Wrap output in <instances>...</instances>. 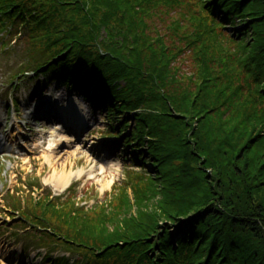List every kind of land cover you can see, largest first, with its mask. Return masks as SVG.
<instances>
[{
    "label": "trees",
    "instance_id": "16d2710c",
    "mask_svg": "<svg viewBox=\"0 0 264 264\" xmlns=\"http://www.w3.org/2000/svg\"><path fill=\"white\" fill-rule=\"evenodd\" d=\"M0 33L15 77L96 95L153 166L110 211L15 195L40 245L81 249L52 264H264V0H0Z\"/></svg>",
    "mask_w": 264,
    "mask_h": 264
},
{
    "label": "rangeland",
    "instance_id": "374dc122",
    "mask_svg": "<svg viewBox=\"0 0 264 264\" xmlns=\"http://www.w3.org/2000/svg\"><path fill=\"white\" fill-rule=\"evenodd\" d=\"M3 41L7 45L6 49L2 47ZM24 58L18 37H3L0 33V136L4 133L11 138L15 135L17 124L22 127V134L16 135L15 140L9 139L5 148L0 150V169L3 172L0 175V264H52L46 259L49 255L53 258L67 255L72 262L81 257V249L70 254L59 249L49 251L32 244L34 236L28 235H31L32 229H25L30 223L13 220L5 210L11 191L28 193L32 188L30 185L35 184L34 188H38L39 193L51 194L59 201L73 195L75 202L87 214L99 211L102 207L110 211L118 188L126 187L132 197L131 185L136 181L131 180V177L136 176L135 172L150 171L153 166L150 162L139 164L134 156V148L127 149L123 142L108 136L107 132L116 122L112 121L107 106L86 103L79 97V90H69L52 74L37 76L29 73L17 79L15 74L24 67ZM76 98L87 116L81 133L77 132L74 124L59 119V116L64 115L63 109L68 110L70 105H74ZM15 102L21 119L17 118V108L12 110ZM37 109L53 113L49 117L36 119L34 112ZM48 118L50 121H47ZM57 126L58 131L67 135L69 142L51 150V134ZM52 151L56 166L68 158V172L84 169L81 178L71 179V190L67 193L56 190L50 183L54 166L47 160V155ZM90 170L92 175L88 174ZM60 194L64 196L57 198L56 195ZM157 206L153 202L146 209L151 211V207ZM36 231L38 234L43 233Z\"/></svg>",
    "mask_w": 264,
    "mask_h": 264
},
{
    "label": "bare ground",
    "instance_id": "6f19581e",
    "mask_svg": "<svg viewBox=\"0 0 264 264\" xmlns=\"http://www.w3.org/2000/svg\"><path fill=\"white\" fill-rule=\"evenodd\" d=\"M73 102L74 105H70L68 110L67 109H63V114L64 117L67 119V121H72L74 126L77 128V131H80L84 126L85 123L87 121V116L85 115V110L82 106H80V101L78 98L74 99ZM53 112L50 110H42V109H37L34 114H35V118L36 119H40L42 116V114L50 116ZM21 118V114L19 113L18 115ZM22 134V127L20 126V124H17V129L15 130V135L12 136V138L15 140V136ZM51 142H50V149L53 150V145H61V144H66L68 143V137L67 135L62 131H58L55 130V132H53L51 134ZM63 147H66V145H64ZM53 151L47 155V160L49 161V163L54 166V173L52 175V178L50 179V183L51 185L56 189V190H64L70 183L71 179L73 177H80L81 175H83L84 169H78L76 172H68V165H67V159L64 158L63 161L61 162V164H58L59 166H56V163L53 160ZM89 175H92V170H90L88 172ZM109 184V183H108Z\"/></svg>",
    "mask_w": 264,
    "mask_h": 264
}]
</instances>
